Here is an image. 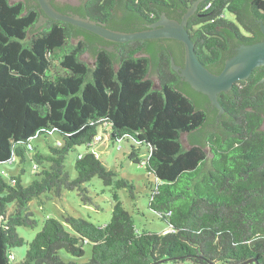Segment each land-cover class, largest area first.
<instances>
[{
  "label": "trees",
  "instance_id": "16d2710c",
  "mask_svg": "<svg viewBox=\"0 0 264 264\" xmlns=\"http://www.w3.org/2000/svg\"><path fill=\"white\" fill-rule=\"evenodd\" d=\"M195 1L50 0L60 12L123 32L147 29L161 14L180 20ZM41 14L36 0H0V164L30 160L38 171L27 185L23 166L8 179L0 173V264H79L59 252L81 258L86 244L81 264H264V66L218 94L219 115L172 68L171 59L184 65L180 41L112 42L65 21L37 27ZM263 20L264 0H201L186 29L199 61L219 73L237 46L264 38ZM56 59L62 73H52ZM97 135L126 142L127 158L153 177L148 209L165 229L138 230L113 191L103 224L67 214L44 219L30 241L19 236L17 227L37 226L29 203L43 194L77 190L91 202L83 184L98 177L133 197V181L93 152ZM41 137L47 153L31 142ZM77 147L84 151L71 179L65 161Z\"/></svg>",
  "mask_w": 264,
  "mask_h": 264
},
{
  "label": "rangeland",
  "instance_id": "374dc122",
  "mask_svg": "<svg viewBox=\"0 0 264 264\" xmlns=\"http://www.w3.org/2000/svg\"><path fill=\"white\" fill-rule=\"evenodd\" d=\"M54 67L52 73L63 72L58 59L53 60ZM264 129V124H263ZM47 141L54 144L59 141V137L53 133ZM36 150L43 153L48 152L46 141L41 137L39 139H32ZM99 159L104 163L108 169L116 170L120 177L131 179L136 187L133 197L129 194L126 188L114 189L112 186L104 185L98 177H93L91 180L85 182L83 186L87 189L88 195L91 197V202H83L78 195L77 190H63L61 197L49 198L43 194L39 198H34L29 203V209L33 212L34 218L38 221L34 228L17 227V234L25 240L30 241L34 235L41 229L42 222L46 218H55L62 220L64 215L71 214L76 217L87 219L93 223L103 224L107 222L111 215V208L113 200L111 198L113 191H116L122 206L133 217L135 227L138 230L156 231L160 232L165 229L164 223L156 219L155 214L148 209L150 184L153 182V177L148 175L143 164L132 163L126 156L129 151V145L124 141L111 143L108 135H103V139L99 141L94 147ZM83 147H77L73 152H70L65 161V167L71 177H76L74 170V162L77 154L83 152ZM210 155H208L209 157ZM18 158H14L11 162L0 164V173L8 179L11 175L18 174L23 166L24 173L22 174V182L27 185L34 178L36 171L33 163L28 160L22 166L18 162ZM26 247L22 246L13 250L15 262H20L25 253ZM85 255L81 258H74L66 251L59 252L60 257L64 261H74L76 263L86 262L90 256L91 247L84 245Z\"/></svg>",
  "mask_w": 264,
  "mask_h": 264
},
{
  "label": "water",
  "instance_id": "95a60500",
  "mask_svg": "<svg viewBox=\"0 0 264 264\" xmlns=\"http://www.w3.org/2000/svg\"><path fill=\"white\" fill-rule=\"evenodd\" d=\"M59 1L76 4L79 0ZM200 1L196 0L181 16L180 20L170 19L165 14H161L160 18L149 24L147 29L123 32L111 29L105 23L90 20L88 17L83 18L72 12H60L51 4L50 0H36L39 9L42 11L36 26L38 27L46 19L50 18L68 22L112 42L122 43L135 39L156 38L178 40L184 46V65H176L174 60L171 59L172 68L193 89L206 95L210 104L218 109V114L220 115L224 112V109L217 100L218 94L228 92L236 81L247 79L254 68L264 66V38L254 43L240 44L236 47L235 53L225 60L224 66L219 73L211 72L199 61L195 53L193 40L186 29L187 20L196 11ZM259 27L264 35V20L260 21ZM83 59L92 66L93 60L89 55H83ZM260 82H264V77L260 79ZM182 142L185 146H188L189 139L186 135H182Z\"/></svg>",
  "mask_w": 264,
  "mask_h": 264
},
{
  "label": "built area",
  "instance_id": "2783aa9c",
  "mask_svg": "<svg viewBox=\"0 0 264 264\" xmlns=\"http://www.w3.org/2000/svg\"><path fill=\"white\" fill-rule=\"evenodd\" d=\"M102 140V138L100 137V135H97L96 137H95V141H101ZM95 154H96V156H98V154H97V152L96 151H93ZM36 168V166H34V169Z\"/></svg>",
  "mask_w": 264,
  "mask_h": 264
}]
</instances>
